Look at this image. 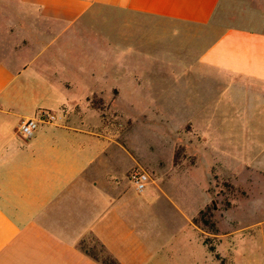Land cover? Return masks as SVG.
<instances>
[{"label": "crops", "instance_id": "1", "mask_svg": "<svg viewBox=\"0 0 264 264\" xmlns=\"http://www.w3.org/2000/svg\"><path fill=\"white\" fill-rule=\"evenodd\" d=\"M19 3L45 23L48 35L32 37L27 46L10 51L0 45V264H102L83 246L88 237L120 264H163L179 243L177 203L159 193L163 177L137 153L140 149L129 145L131 131H104L92 99L118 106V86L108 93L96 89L93 81L91 87L83 86L77 78L81 65L72 60L76 54L57 41L96 7L164 19L175 38H193L205 27L219 29L201 50L192 46L198 67L157 71L179 76V108H190L191 123L207 127L203 133L187 123L197 136L192 154L208 143L213 150L222 146L224 154L239 151L251 156L249 164L261 160L264 166V0ZM47 50L52 51L48 56ZM112 50L116 67L135 69V43L120 52L113 45ZM25 52L28 64L19 60ZM150 54L142 52L143 61ZM30 65L42 77L38 87L43 83L48 96H39L38 87L21 80ZM45 71L48 79H43ZM72 92L80 94L74 97ZM43 108L62 109L63 116L41 124L31 138H21L19 123ZM218 125H224V132ZM136 167L150 177L140 192L128 178ZM195 213L186 219L187 230Z\"/></svg>", "mask_w": 264, "mask_h": 264}, {"label": "rangeland", "instance_id": "2", "mask_svg": "<svg viewBox=\"0 0 264 264\" xmlns=\"http://www.w3.org/2000/svg\"><path fill=\"white\" fill-rule=\"evenodd\" d=\"M162 21L165 20L96 7L65 32L57 44L76 54L72 60L81 65V75L76 77L82 80L83 86L91 87L93 81L96 89L107 93L118 86L121 93L118 106L108 99H92L104 131L120 135L131 131L129 145L140 149L137 153L153 162V168L163 177L159 193L177 203L174 206L179 209V243L172 257L166 255L163 264H264V166L259 164L261 160L251 165V156L239 151L236 155L224 154L222 146L213 150L208 143L192 154L197 136L191 134V109L179 108V76L157 71L198 67L192 59L197 51L191 49L201 50L219 29L205 27L193 38L185 34L175 38L171 34L174 29L171 23ZM44 24L19 0H0V45L8 51L27 46L32 37L48 35ZM64 39L69 40L64 43ZM133 43L137 51L135 69L127 64L116 67L113 45L120 52ZM50 52L47 50L45 55ZM142 52L144 55L152 53V56L143 61ZM180 52L187 54L186 57L175 59L173 55ZM19 60L30 63L29 54H21ZM42 76L48 79L46 71ZM41 78L35 66L30 65L21 80L38 87ZM44 87L41 83L37 88L39 96L49 95ZM71 94L76 97L80 93ZM68 109L75 111L74 107L68 106ZM46 110L58 118L63 116L62 109ZM193 125L203 133L207 131L203 123ZM218 129L224 132V125H218ZM166 205L173 204L166 202ZM202 209L207 210L204 219L208 222L199 218ZM194 213L193 219L198 217L199 221L192 219L191 230H187L186 219ZM83 246L103 255L92 237H88Z\"/></svg>", "mask_w": 264, "mask_h": 264}, {"label": "built area", "instance_id": "3", "mask_svg": "<svg viewBox=\"0 0 264 264\" xmlns=\"http://www.w3.org/2000/svg\"><path fill=\"white\" fill-rule=\"evenodd\" d=\"M57 119V115L53 112L46 109H39L35 116L28 117L19 123L17 133L21 138L29 139L33 136L40 124H51L56 122ZM128 178L137 192L143 191L150 179L149 174L141 168L132 169L129 172Z\"/></svg>", "mask_w": 264, "mask_h": 264}, {"label": "trees", "instance_id": "4", "mask_svg": "<svg viewBox=\"0 0 264 264\" xmlns=\"http://www.w3.org/2000/svg\"><path fill=\"white\" fill-rule=\"evenodd\" d=\"M206 212H207V210H204V209L199 211V218L201 220H203L204 222H208V221H206V219H204V217L206 215ZM193 221L194 222H198L199 221L198 217H195L193 219ZM210 224H211L212 228L214 229L215 228L214 223L211 222ZM100 250H101V252L103 254L102 256H99L98 254H96L94 252H90L89 250H87V252H88V254L90 256H92L93 258L99 260L102 264H120L113 256H111L109 253H107V251L101 245H100ZM209 250L212 251V247L209 248Z\"/></svg>", "mask_w": 264, "mask_h": 264}]
</instances>
